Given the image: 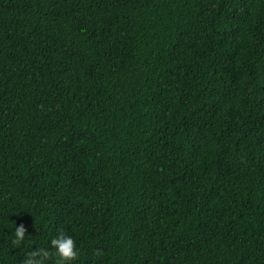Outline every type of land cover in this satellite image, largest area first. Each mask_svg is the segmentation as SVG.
<instances>
[{
  "label": "trees",
  "instance_id": "1",
  "mask_svg": "<svg viewBox=\"0 0 264 264\" xmlns=\"http://www.w3.org/2000/svg\"><path fill=\"white\" fill-rule=\"evenodd\" d=\"M60 232L70 264H264V0H0V264Z\"/></svg>",
  "mask_w": 264,
  "mask_h": 264
},
{
  "label": "clouds",
  "instance_id": "2",
  "mask_svg": "<svg viewBox=\"0 0 264 264\" xmlns=\"http://www.w3.org/2000/svg\"><path fill=\"white\" fill-rule=\"evenodd\" d=\"M27 229L23 225L15 227L14 235H12L11 242L14 245H21L26 239ZM51 247L55 249V264H70L78 258V250L76 241L64 232L51 240ZM97 255L100 251L97 250ZM52 258V253L45 248H36L27 253L23 264H49Z\"/></svg>",
  "mask_w": 264,
  "mask_h": 264
}]
</instances>
